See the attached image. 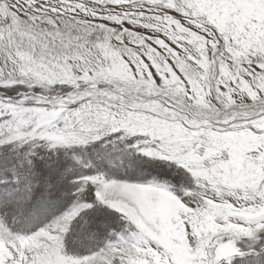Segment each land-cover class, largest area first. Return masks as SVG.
<instances>
[{
	"label": "snow or ice",
	"instance_id": "6c2138e0",
	"mask_svg": "<svg viewBox=\"0 0 264 264\" xmlns=\"http://www.w3.org/2000/svg\"><path fill=\"white\" fill-rule=\"evenodd\" d=\"M109 138L185 183L72 166L50 183L31 152L0 168V264H264V0H0V148ZM37 180L61 195L25 230ZM97 205L115 223L78 250Z\"/></svg>",
	"mask_w": 264,
	"mask_h": 264
},
{
	"label": "rangeland",
	"instance_id": "374dc122",
	"mask_svg": "<svg viewBox=\"0 0 264 264\" xmlns=\"http://www.w3.org/2000/svg\"><path fill=\"white\" fill-rule=\"evenodd\" d=\"M109 139L111 140V143L108 144L109 149H114L118 147L126 151L127 153H129V158L128 159L117 158L115 160L105 161L101 163L98 159V154L104 151L103 149H100L101 147L96 148V149L94 147L90 150H87V148H90L96 145V144H93L87 148L76 149L75 152L77 153V156L75 158H71L69 156L68 157L69 161L63 160L59 162L58 160L57 161L55 160V162L54 161L52 162V160H50L47 162L45 161V165H43L44 163L41 162L42 165L38 164L37 166L38 170L35 169L34 172L38 177L45 176L44 178H49L50 183L55 182V174L57 170H64L70 166L75 167L77 169V175H89V174L94 175L97 173H102L106 176V178L125 180L127 182H136L137 177H140L142 175L143 176H156L160 179L175 178L172 180V184L175 185L177 189H179L180 184L185 183L181 173L177 171L174 167H170L167 162L152 161L150 163L149 160L147 161L145 158L144 159L140 158L141 155H138V154L136 155V152L133 147L135 143L134 140H126L123 143H120L118 141H115L113 138H109ZM30 144H32L33 146L40 145L36 143H30ZM12 145H13L12 149L15 152L8 154V156L18 161H21L22 156L23 158H25L24 155H19L21 149L15 148L14 146V145H17V146H20V145L18 144H12ZM25 145H28V144H25ZM128 146L131 148L130 152L128 150ZM62 151L63 149H58L56 150L55 154H52V156L55 155V158H58V155ZM64 153L65 152H63L62 155ZM55 167H57V169ZM37 181L40 182L39 180ZM40 185L44 187L41 183ZM47 191L51 192V194L53 193L52 195L54 197L59 196V194L61 195V192H52L51 189H48ZM175 194L180 195L181 193L177 191V193ZM64 198L68 199L69 197L68 196L62 197V201ZM96 213L97 214L94 213L91 216H88L85 218L87 221L86 227L83 224V226H80V227L77 226L74 228L76 235L73 237V246L76 247L78 250L83 251V250H87L88 248L93 247L96 241H93L94 239L90 238L89 233H94L96 236H98L101 231L102 224L107 223V222L111 223L114 221V217L110 216L109 214H105V213L102 214L101 212H98V211ZM39 215H41V213Z\"/></svg>",
	"mask_w": 264,
	"mask_h": 264
},
{
	"label": "trees",
	"instance_id": "16d2710c",
	"mask_svg": "<svg viewBox=\"0 0 264 264\" xmlns=\"http://www.w3.org/2000/svg\"><path fill=\"white\" fill-rule=\"evenodd\" d=\"M110 143L111 142L106 141V140L100 141V142L96 143L95 146L87 148V150H90V149H92L94 147H95V149L101 147L100 149H103L104 151L105 150L106 151H112L113 149H109V146H108V144H110ZM12 146H13L12 144H9V145H5L4 147L0 148V168L1 167L3 168V166L5 164H7V166H9V167H15L17 165V163L19 162L18 160L13 159V158L8 156V154L15 152L12 149ZM14 146H15V148H20L21 149L19 155H24V157L28 156V154L31 153V152H34L36 154L35 157L33 158V171L35 169L38 170V167H37L38 164L42 165L41 162H43V161H44L43 165H45V161L47 162V161H50V160H52V161H55V160L57 161L58 160L59 162L63 161V160L64 161L65 160L69 161V159H68L69 155L65 152V150L60 152L59 155L56 154V155H58V158H55V155L52 156L53 153L49 152L47 150V148L45 146L41 145V144L40 145H36L37 147L33 146L32 144L23 145V146H17V145H14ZM128 150H129V152L131 150V148L129 146H128ZM63 152H65V153L62 155ZM137 154L138 153H136V155ZM49 156H51V157H49ZM140 158H143V157L141 156ZM22 159H24L23 156H22L21 160ZM149 162L151 163L152 161H149ZM113 168H115V167H113ZM5 177L8 180H11L12 179L11 172L10 173H5ZM36 184H37V187L34 189V192H33V195H32V199L29 200L23 206V208H22V210L20 212L19 219L17 220V223L20 225V227H22V229H25V230L29 229L32 225H34L35 223H38L39 221H41V220H43L45 218V215L47 214V203L46 202L56 198V197H54L51 194V192L47 191L48 189L42 187L40 185V182L36 181ZM2 187L3 186H0V188H2ZM62 202L63 201L61 200V203ZM97 211L101 212L102 214L105 213V214H109L110 216L114 217V221L111 222V223H115V218H116L117 214L114 213L111 209H108V208H106L103 205H97V207L92 210L91 215L94 214V213L97 214L96 213ZM40 213H41V215H39ZM35 217H37V218H35ZM86 217H88V216H85L84 219ZM107 223H109V222H107ZM83 224L84 223L82 221L78 220L77 222L74 223L73 227L74 228L77 227V226L80 227V226H83ZM93 241H96V240H93ZM95 243H97V241Z\"/></svg>",
	"mask_w": 264,
	"mask_h": 264
},
{
	"label": "bare ground",
	"instance_id": "6f19581e",
	"mask_svg": "<svg viewBox=\"0 0 264 264\" xmlns=\"http://www.w3.org/2000/svg\"><path fill=\"white\" fill-rule=\"evenodd\" d=\"M53 162V161H52ZM55 162V161H54ZM43 163V162H42ZM53 164V163H52ZM56 165V164H55ZM103 165V164H102ZM53 167V166H52ZM41 168V167H40ZM44 168V167H43ZM54 168V167H53ZM56 169H57V167H55ZM138 168V167H137ZM50 169H51V167H50ZM51 171H52V169H51ZM43 177H45V176H43ZM54 179V178H53ZM51 181V180H50ZM53 192V191H52ZM53 194V193H52ZM57 194V193H56ZM60 195V194H59ZM64 197V196H63ZM65 199V198H64ZM63 199V200H64Z\"/></svg>",
	"mask_w": 264,
	"mask_h": 264
}]
</instances>
